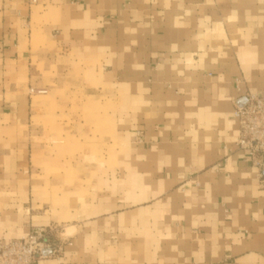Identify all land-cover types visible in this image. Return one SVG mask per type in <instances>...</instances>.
<instances>
[{
    "label": "crops",
    "instance_id": "1",
    "mask_svg": "<svg viewBox=\"0 0 264 264\" xmlns=\"http://www.w3.org/2000/svg\"><path fill=\"white\" fill-rule=\"evenodd\" d=\"M264 0H0V240L36 264H264Z\"/></svg>",
    "mask_w": 264,
    "mask_h": 264
},
{
    "label": "built area",
    "instance_id": "2",
    "mask_svg": "<svg viewBox=\"0 0 264 264\" xmlns=\"http://www.w3.org/2000/svg\"><path fill=\"white\" fill-rule=\"evenodd\" d=\"M234 116L239 122L236 147L247 152L246 160L264 178V94H247L246 103L236 108ZM54 232L55 228L38 227L22 238L0 240V264H36L47 249L54 248Z\"/></svg>",
    "mask_w": 264,
    "mask_h": 264
}]
</instances>
